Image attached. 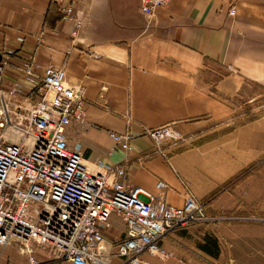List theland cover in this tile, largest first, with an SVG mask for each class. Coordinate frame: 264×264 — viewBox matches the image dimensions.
Returning a JSON list of instances; mask_svg holds the SVG:
<instances>
[{
    "label": "crops",
    "instance_id": "obj_1",
    "mask_svg": "<svg viewBox=\"0 0 264 264\" xmlns=\"http://www.w3.org/2000/svg\"><path fill=\"white\" fill-rule=\"evenodd\" d=\"M68 1L70 21L59 0H0V43L31 57L38 76L55 66L83 86L86 123L72 126L69 146L91 167L125 166L128 183L152 197L182 207L190 191L230 219L173 232L162 242L172 259H145L264 264V0H170L151 18L141 0ZM168 126L187 142L157 153L147 131ZM126 132L130 152L112 138ZM121 228L117 220L106 235L109 247ZM27 258L13 243L0 264Z\"/></svg>",
    "mask_w": 264,
    "mask_h": 264
},
{
    "label": "built area",
    "instance_id": "obj_2",
    "mask_svg": "<svg viewBox=\"0 0 264 264\" xmlns=\"http://www.w3.org/2000/svg\"><path fill=\"white\" fill-rule=\"evenodd\" d=\"M59 2L62 20H73V4ZM169 3L141 0L140 10L151 18ZM0 53V258L15 243L28 257L24 264H41L38 250L53 264H153L145 256L174 257L162 247L171 233L230 220L211 216L190 191L182 207L174 206L133 188L125 166L100 160L87 165L82 151L69 146L72 126L86 123L83 86L55 66L38 76L40 66L7 40ZM7 74L24 77L28 86ZM147 133L157 153L165 142H185L173 126ZM112 138L132 150L130 133ZM117 220L124 235L109 247L106 235Z\"/></svg>",
    "mask_w": 264,
    "mask_h": 264
},
{
    "label": "rangeland",
    "instance_id": "obj_3",
    "mask_svg": "<svg viewBox=\"0 0 264 264\" xmlns=\"http://www.w3.org/2000/svg\"><path fill=\"white\" fill-rule=\"evenodd\" d=\"M17 75V74H16ZM15 75V76H16ZM19 77H21V76H19ZM178 133H180L183 137H184V134L182 133V132H180L179 130H177V129H175ZM184 139H185V142H182L181 144H185L186 142H187V140H186V138L184 137ZM181 144H179V145H181Z\"/></svg>",
    "mask_w": 264,
    "mask_h": 264
},
{
    "label": "water",
    "instance_id": "obj_4",
    "mask_svg": "<svg viewBox=\"0 0 264 264\" xmlns=\"http://www.w3.org/2000/svg\"><path fill=\"white\" fill-rule=\"evenodd\" d=\"M1 61H2V54L0 53V63H1Z\"/></svg>",
    "mask_w": 264,
    "mask_h": 264
}]
</instances>
